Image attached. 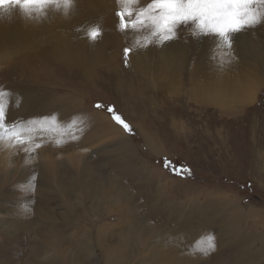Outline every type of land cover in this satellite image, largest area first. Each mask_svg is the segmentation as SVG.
<instances>
[{
  "label": "rangeland",
  "instance_id": "rangeland-1",
  "mask_svg": "<svg viewBox=\"0 0 264 264\" xmlns=\"http://www.w3.org/2000/svg\"><path fill=\"white\" fill-rule=\"evenodd\" d=\"M78 2L73 0L74 4ZM80 2V12L94 8L90 6L91 0ZM148 2L138 0V8ZM62 9L63 6H49L43 9L46 15L38 16V19H46L49 12L57 13ZM116 12L110 7L105 9L108 22L105 27L99 25L101 35L92 40L86 34L81 41L85 51L81 69L64 68L62 61L54 60L49 54L53 44L46 42H36L35 48L15 55L0 53V90L5 93L7 121L10 124L19 122L18 130L24 139L22 144L9 136L0 139V222L5 223L11 216L18 217L12 215L18 205L26 206L24 209L27 211L22 208L21 213L26 217L27 225L21 224L19 227L22 229L13 233L16 236L0 234V248L4 253L13 251V255H19L14 264L28 263L35 255L34 245L38 244L37 258L40 262L44 259L49 264V259L54 257L51 264H63L61 260L70 256L72 264H83L86 258L88 264H102L99 248L102 241H109L110 249L118 247L124 239L121 233L123 226L129 227L140 217H149L146 223L151 227H147L148 231L160 225L151 217L152 210L158 206L163 208L167 219H175L173 222L164 220L163 228L202 227L212 237H217L219 243L216 244L221 245L229 236L234 221L232 207L241 214V218H237V228L248 237H262L243 247L238 256L244 257L242 260L246 264H264V22L244 30L256 35V46L263 52L259 64L256 62L258 59L253 60L249 55L244 58L239 51L241 40L238 39L234 40L235 58H229L228 64L225 65L224 57L221 59L214 54V70L220 72L230 65L235 68L229 69L228 83L224 85L229 89L255 85L258 91L256 99L251 103L229 99L226 104L214 105L192 100L195 92L191 94L194 87L189 74L190 66L197 63V48L200 47L202 55L205 50L212 49L213 41L217 39L214 35H194L191 25H181L176 39L162 44L153 40L145 47L143 37L147 29H141L135 31L140 43L130 44L126 36H130L128 31H132L119 30ZM93 13L89 12V15ZM11 16L18 17L12 9L7 13L0 10V27H8ZM73 21L69 32L76 40L83 29ZM170 46L179 50L183 64L179 72H175L180 88L168 94L163 90V87L168 89L165 79L157 78L156 82L154 68L159 58L166 56L165 49ZM126 47L132 49L127 62L124 57ZM139 48L147 55L150 85L143 82L144 76L137 74L130 59L132 54L139 52ZM23 54L32 56L33 60L20 58ZM29 99H43V106H50L53 112L51 116L46 109L30 112ZM98 104L103 107H96ZM109 106L130 125L131 133L112 119V114L107 111ZM104 119L107 122L109 119L120 132L101 135L99 126L103 122H97ZM37 143L41 144L39 148H35ZM32 148L35 150L28 151ZM49 157L56 159L58 164L60 174L56 179L52 174L43 178L34 167L35 163ZM87 164L93 168L84 170ZM87 172L99 177L100 186L104 187H110V176H117L121 190L108 189L111 193L107 199L89 193L87 196L82 191L88 183ZM70 180L80 185L74 184L77 186L70 189ZM123 191L124 196L119 194ZM45 196L52 200L49 207L53 210V219H35L32 223L30 218H36L33 213L39 200ZM30 198H34L30 202L33 206L28 204ZM123 212L129 215L128 218ZM121 217H125L124 221L129 219L130 223H124ZM40 225L50 229L52 238L45 233L36 234ZM34 227L35 232H32L30 229ZM84 235L90 237L95 255L78 262L76 243L83 242ZM113 238L115 241L110 240ZM140 241L136 237L132 241L133 247L132 243L125 242L130 255L127 256L126 251L125 258L131 260L127 264H138L137 259L142 261V256L146 257L147 263L153 262L151 253L150 256L141 253ZM192 247L189 245L181 250L190 258L198 257L196 264H217L212 260L214 257L221 259L218 264H224L222 261L227 258L222 254L223 246L221 249L215 246L213 252L198 253L193 252ZM134 253H137L136 259H133ZM210 261L212 263H208Z\"/></svg>",
  "mask_w": 264,
  "mask_h": 264
},
{
  "label": "bare ground",
  "instance_id": "bare-ground-1",
  "mask_svg": "<svg viewBox=\"0 0 264 264\" xmlns=\"http://www.w3.org/2000/svg\"><path fill=\"white\" fill-rule=\"evenodd\" d=\"M91 2H92V4H90V6L94 7V8H91V11L83 12V9H82V11L80 12L79 8L81 7V2L79 0V2L77 4L73 3L72 6L67 10V12L65 11L64 8L62 10L58 11L57 13H56V11L55 12H49L46 19L44 18L46 16L42 17L45 20L41 19V18L38 19L39 18L38 16L41 17V15H43V14L46 15V12H44V10H42V12H39V13L33 12L32 16L28 17V16L24 15V13L20 9L12 8L14 13L17 14L18 17L11 16L10 18H12V19L9 20L8 27H0V47H1L0 53L15 55L19 51H23V50L27 51V50H31V48H35L36 42H46L47 44H53L52 49H51L49 54H51V56L54 60L62 61L64 63L63 64L64 68L70 69L71 67H76L78 69H81V66H80L81 62H83L85 60V51H84V47H83V44L81 43V41L82 42L84 41L87 29L90 26L97 25V24L100 26H103V27L106 26V24L108 22L107 21L108 15L105 14V9H107L108 7H110V10L111 9H115V11L118 10L117 0H91ZM79 5H80V7H79ZM106 6H108V7H106ZM136 7H138V4L136 5ZM89 12H94V13L89 15ZM81 13H85V14L83 16L78 15ZM72 19L74 21H76L83 29V31L79 33L76 40L73 39L72 35L69 32L70 31L69 28H71V26H72ZM11 21H13V24H10ZM128 34H130V36L128 35V36H126V38L128 37L130 44L131 43L133 44L134 42H136L138 36L136 35L135 31H132V32L128 31ZM110 35H108V36H110ZM255 36H254V34L245 33V31L235 33L233 36V39H232V45H231L230 52H226L224 50V46L218 38L213 41L212 46L214 45V47H212V49L209 48L208 51L205 50L203 52V55H202V53H200V51H201L200 47L197 48L198 51L196 50L197 52L195 54L196 55L195 61L197 63L191 65L190 66L191 68L189 70V74H190V77L192 79V80L190 79L192 81V87H194V88H192L193 90H192L191 94L193 92H195L194 96L192 97V100H194V102H196L195 100H199L200 102L203 101V102H206L209 104H214V105L220 104L221 105V104H224V103L226 104L227 102H229V99L230 100H234V99L243 100L246 103H251L256 99L255 94L258 91H257V88L255 87V85H251V86H248L246 88L244 87L243 89H240V88L229 89L227 86L224 85V84L228 83V81L226 79H227V76L229 74L228 73L229 69L230 70L235 69L233 67V65L223 67L220 72H217L216 70L213 69L214 67H216L215 57H214L215 53L221 59H223V57L225 58V65L228 64L229 58H235V55H236L235 43L236 42L234 40H236V39H238L239 41L241 40L240 41L241 47H240L239 51H241V54L244 56V58L246 59V57L249 55L253 60L258 59V61H256V62H257V64H259L261 62L263 52L261 53L260 49L257 48L258 47V46H256L257 45V42H256L257 39L255 38ZM112 41L115 42V38H113ZM17 48H21V49L24 48V49L21 50V49H17ZM144 51L145 50H143L142 48H139V52L137 54H134V55L132 54L130 56L131 57L130 59H131V62L133 63V66L135 67V71L137 72V74L142 73V76H144L143 82L145 81L147 84L150 85L149 78L147 76V75H149V73H148L149 71H148L147 65H146L147 55ZM158 53H160V52H158ZM238 54H240V53H238ZM40 55H42V53ZM165 55L166 56L159 58L158 62L156 63V68H154V70H155L154 73H156V77H155L156 82H157V78H164L165 79V81L168 85V89L166 87H163V90H167L168 94H171L174 91L175 92L178 91L180 88L179 79L177 77H175L176 76L175 72H177V71L179 72V67L182 66L183 60H182V56H181L179 50L176 49L175 47L172 48L170 46L168 49H165ZM24 57L27 60L32 59V56L26 55V54H23L20 58H24ZM33 57H35V55ZM183 57H184V55H183ZM18 60H20V59H18ZM236 68H237V66H236ZM198 76H200L201 78ZM217 78L220 80V82H218V83H216ZM198 79L200 81H197ZM29 104H30V107L28 108V110L30 112H32V111L36 112L40 108L41 112H43V109L49 110V112L47 113V114H49L48 116H51V114L53 113V112H51V108L49 109L50 106H43V104H44L43 99H32V100L29 99ZM36 107L38 108L37 110H36ZM108 122L105 119H104V121L100 120L97 122L98 124H101V123L103 124V125L101 124V126H99V127H101V129H100L101 135H102V133H107V132L110 134L120 132L119 131L120 129L117 128L116 126H114L109 121V119H108ZM151 147L154 148L155 152H157L155 147H153V146H151ZM126 149H128V147ZM53 157L52 158L49 157L48 160L35 163V165H34V167H36L38 169V171L43 176V178H45L46 174L48 175V178H49V174H52L53 178L56 179L57 176L60 174L59 169H58V164L56 163V159H54ZM126 162H128V160H126ZM84 168H85L84 170H87L88 168H93V166H88V164H87V165H84ZM89 172H87V176L89 177L88 183H86L84 185L85 188H82V191L84 193L86 192L87 196H89V194H91L93 196V194H94V195H98L101 199H102V197L107 199V197H109V193H111V192H108V189L110 190L112 188L113 190H116V189L121 190V186L119 185V179L117 176H113V177L110 176L109 177L110 183H111V185H109L110 187H104L102 185H101L102 186L101 187L100 183H99L101 181V179L99 177L93 176L92 175L93 173H89ZM85 180H86V177L84 178V181ZM69 183H70L69 184L70 189L77 186L74 184H79L75 180L74 181L70 180ZM59 190H64V189H59ZM91 190H93L94 192H91ZM69 192L71 193L70 190H69ZM124 193H125V191L119 192V194H121L123 196L125 195ZM33 201H34V198H30L28 204H30V206H33V205H31V203ZM51 202H52V200L48 199L46 196L44 199L39 200V203H38L39 205L36 206L37 210L35 211V213H33V214H35L34 216L36 218H33V216H32V218L29 217L30 221L32 223H35L34 221L39 220V219H40V221L47 220V219L52 220L53 219V210L51 207H49V204ZM77 205H79V204H77ZM228 205H229V203H228ZM18 207H20V205H18ZM18 207L15 208L14 213L12 214V215L15 214L18 217L11 216L12 218L9 217L10 219L8 221H6L5 223L0 222V228H1L0 234L1 235H2V233L6 237H7V235H15L13 233H16L17 230L22 229L21 227H19L21 224L25 226L26 220L24 218H26V217H23L21 215L23 206L20 207L21 209H19ZM24 208H23V210L25 212H27L25 210L26 208L25 209ZM91 210H93V209H91ZM28 211L30 212L29 208H28ZM126 212H131V211L126 210ZM231 212H232V218L234 219V221L232 220L231 227H230L231 230H229L230 231L229 236L227 238H225V240L221 243V245L216 244L219 242L217 240V237H214V243H215V246L217 248L221 249V247L223 246L226 249V250L225 249L222 250L224 252V253L222 252V254L226 255V257H227V258L223 259L222 263L233 264V262H234L235 264H246V263H244L246 261L242 260L244 257L241 259V256H238L237 253L243 252L242 251L243 247H246L247 245H251L252 242L261 240L262 237L261 238L256 237V236L248 237L246 234H243L242 231H240L237 228V226L239 225V224H237V218H241V214L238 213L237 208L232 210V207H231ZM123 214L125 217L128 218L129 215L127 216V213L123 212ZM151 214H152L151 217H154L155 219H157L158 222H160V225H157L156 227H152L153 229H150L148 231L147 227H151L150 225H148L146 223L149 217L145 216L144 218L140 217L138 219V217L136 215H134L133 218L136 220L138 219V221H136L132 225H129V227L123 226L124 229L121 233H122V235H124V239H123V242L120 243L121 245H119L118 247L115 246L113 249H110V246L107 243L109 241H107V240L102 241V243L99 245L100 252L102 255V259H103L102 264H127V263H130L131 260L129 259V257H128V260H127V258H125V252L126 251H127V256H130L128 253L129 251L127 249L128 246H127V244H125V242L126 243L130 242V244L132 243L131 245L133 247L134 242H132V241L136 237H139L141 240L139 243V248L142 250L141 253L142 254L146 253L147 255L149 254V256L151 253V258L153 259V262L155 260L154 264L155 263L156 264H196L195 262L198 259V257L190 258V256H188L186 254H182L181 249L188 248L189 245H192L193 246L192 248H194L193 252H197V253L201 252V251H206V252L215 251V248H214V250H209V248H208V244H209L208 236L210 235L208 230H206L202 227H196L195 228L194 226L183 225V224H182L183 227L179 230L178 229H172V228L171 229H165V228H163V225H162L164 223V220L169 219L170 222H173V220L175 221V219L174 218L173 219L172 218L167 219L165 213L163 212V208H161L159 206L155 207L152 210ZM93 216H95V215H93ZM131 216H132V214H131ZM125 217H123V218L121 217V221H122V219L124 221ZM209 220L213 222V220H211V219H209ZM125 221H124V223H127V224L130 223L129 219H127L126 222ZM8 222H9V224H8ZM179 224H180V222H179ZM165 225H167V224H165ZM40 226L36 229V234L40 235L41 233H45L46 235L48 234L49 236H51L50 235L51 233L49 231L50 229H48L47 227H44L45 223H44V226H41V227ZM125 226H127V225H125ZM35 227H37V225H35ZM35 227L31 228L30 230H33L32 232H35ZM25 230H26V228H25ZM52 234H53V232H52ZM113 235H114V233H113ZM115 236L116 235H114V237ZM84 237H85V235H84ZM51 238H52V236H51ZM115 239L116 238H113L110 240L115 241ZM90 240H91L90 237H88V235H87L84 238L83 242L76 243V245L78 246L77 248L79 250V252H78L79 261L78 262L82 261V258L88 257L89 255H95V252H94L95 249L90 246ZM110 242H112V241H110ZM116 243H117V241H116ZM130 244H128V245H130ZM34 246H35V250L33 249V251L35 252V255L33 258H30L31 260L26 264H47V260L42 259V261L40 262V260L37 258V248L40 246V244L34 245ZM58 247H61V246H58ZM32 248H33V245H32ZM4 252L5 251H3L0 248V264H14L19 255L18 254L13 255V253H12L13 251H9V252L6 251L7 253H4ZM54 252H56V251H54ZM110 252H111V255H110ZM11 256H14V257H11ZM133 256H134L133 259H136L135 257H138L137 253L136 254L134 253ZM153 256L155 257V259L153 258ZM66 257L67 256H65V258ZM13 258H15V259H13ZM140 259L139 258L137 259L138 264H149L146 262V260H147L146 257L142 256V261ZM144 259H146V260H144ZM33 260H34V263H33ZM212 260H214L218 264L221 259L219 260L217 257H214V258H212ZM49 261L51 263H54L55 258L52 257L49 259ZM61 261L63 264H72L73 263L71 261L70 256L67 257V259H65L64 261L63 260H61ZM133 261H135V260H133ZM51 263H49V264H51ZM208 263H212V261H210ZM83 264H88L87 258L85 259V262Z\"/></svg>",
  "mask_w": 264,
  "mask_h": 264
},
{
  "label": "snow or ice",
  "instance_id": "snow-or-ice-1",
  "mask_svg": "<svg viewBox=\"0 0 264 264\" xmlns=\"http://www.w3.org/2000/svg\"><path fill=\"white\" fill-rule=\"evenodd\" d=\"M72 4L73 0H0V10L7 13L12 8H18L24 15L31 17L33 12H42L49 6H63L67 12ZM117 4L119 30L127 32L129 29H147L143 37L145 47L153 40L162 44L176 39L177 29L181 25H191L194 35H214L221 41L224 50L230 52L235 33L264 22V0H149L142 8L136 7L138 0H117ZM86 34L88 38L95 40L101 35V28L99 25H92ZM136 42L140 43L139 38ZM131 51L130 47L124 49L125 62ZM4 96L5 93L0 90V139L9 136L22 144L24 139L18 130L19 122L13 121L10 124L7 121ZM96 107L103 105L98 104ZM107 111L126 132H132L130 125L117 110L109 106ZM40 146L39 143L35 144V148ZM35 148L28 151H34ZM208 241L209 250H214V237L209 235Z\"/></svg>",
  "mask_w": 264,
  "mask_h": 264
}]
</instances>
